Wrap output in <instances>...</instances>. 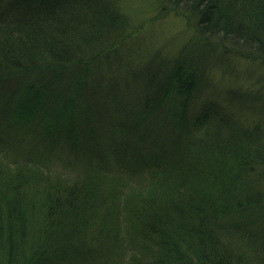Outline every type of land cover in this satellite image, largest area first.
Wrapping results in <instances>:
<instances>
[{
  "label": "trees",
  "instance_id": "trees-1",
  "mask_svg": "<svg viewBox=\"0 0 264 264\" xmlns=\"http://www.w3.org/2000/svg\"><path fill=\"white\" fill-rule=\"evenodd\" d=\"M169 1L202 33L264 53V0ZM64 5L0 0V139L21 113L47 124L17 159L0 148V264H264L261 127L210 106L189 113L192 53L171 74L144 68L128 104L94 101L86 80L114 51L117 23H101L93 0L90 18ZM54 152L79 173L53 175ZM137 175L128 197L120 185Z\"/></svg>",
  "mask_w": 264,
  "mask_h": 264
},
{
  "label": "rangeland",
  "instance_id": "rangeland-1",
  "mask_svg": "<svg viewBox=\"0 0 264 264\" xmlns=\"http://www.w3.org/2000/svg\"><path fill=\"white\" fill-rule=\"evenodd\" d=\"M63 1L64 6L69 4L67 8L78 17L90 18L87 17L89 14L83 15L87 0ZM93 1L96 7H101L96 12L101 23L109 24V19L117 23L114 51L91 69L86 80L84 92L93 94L94 101L103 102L107 108L113 105L114 98H120L128 104L125 101L139 90L144 68L157 66L163 75V71L171 74L178 63L188 60L191 53L196 54L195 63L201 69V74L199 85L191 97L189 113L196 114L210 106L212 110H219L223 116L236 117L243 127H261L262 133L258 137L262 139L261 147L264 145V53L230 39L202 33L197 15L189 9L173 5L169 0ZM64 10L70 15L66 8ZM225 48L230 50L228 56L223 52ZM184 96L179 95L180 98ZM170 108L175 110L178 106L174 104ZM115 114H118L117 110L111 112V115ZM19 115L15 125L17 128L14 127L10 134L0 139V148L5 154L8 153L5 155L7 160L22 155L20 145L28 146V140L33 136L30 134L47 125L45 123L39 129L46 122L39 115ZM11 146V151L7 152ZM58 154L50 153L45 161L51 173L65 177L73 171L77 175L82 163L61 161L56 158ZM117 165L122 170H129L130 166ZM138 180L140 175L126 181L129 186L121 184L119 189L128 197L132 196L133 191L137 190ZM110 262L116 264L112 260Z\"/></svg>",
  "mask_w": 264,
  "mask_h": 264
}]
</instances>
